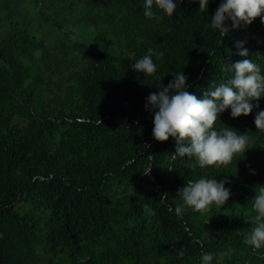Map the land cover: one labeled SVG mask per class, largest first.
Instances as JSON below:
<instances>
[{
	"label": "trees",
	"instance_id": "obj_1",
	"mask_svg": "<svg viewBox=\"0 0 264 264\" xmlns=\"http://www.w3.org/2000/svg\"><path fill=\"white\" fill-rule=\"evenodd\" d=\"M221 2L200 12L183 0L172 17L148 19L144 0H0V264H201L203 253L229 249L220 264H264V247L245 243L264 185V131L254 125L264 97L248 116L219 114L217 130L254 139L227 166L173 159L174 138L155 141L144 108L170 72L182 71L197 98L238 60L264 74L260 17L226 22L220 39L209 25ZM149 48L164 52L154 76L131 68ZM201 177L228 179L229 200L178 217V189Z\"/></svg>",
	"mask_w": 264,
	"mask_h": 264
},
{
	"label": "clouds",
	"instance_id": "obj_2",
	"mask_svg": "<svg viewBox=\"0 0 264 264\" xmlns=\"http://www.w3.org/2000/svg\"><path fill=\"white\" fill-rule=\"evenodd\" d=\"M183 0H144L143 14L148 19H158V12L162 11L172 17ZM200 12L208 11L209 0H198ZM264 0H222L210 18V27L220 33V39L229 32L226 22H231V28L241 25H250L257 17L264 24ZM237 55L248 57L249 50L244 42L236 43ZM164 57L163 51L149 48L146 54L131 65L133 71L144 76H154L157 72V63ZM225 69L232 73L231 78L223 83L212 84L203 92L201 98L187 91L188 77L181 71L172 73L173 79L167 85L163 78L156 77L158 81L157 92H150L145 98L144 108L153 118L152 136L157 142H165L169 137L174 138L177 157L195 158L193 167L227 166L237 154L243 155L251 147L254 139L248 131L239 133L235 129L224 127L215 128L219 114L230 109L232 118L248 116L253 109L259 108V101L264 97V74L259 64L252 59L238 60ZM256 130L264 131V110H259L254 117ZM150 147V145H145ZM148 168L144 174L150 172ZM255 174V173H253ZM230 183L228 179L220 180L201 177L195 181L188 180L178 189L177 194L182 203L177 204L175 213L182 217L185 208H191L200 214L212 210V205L221 208L229 200L231 190L225 187ZM168 194H161V199ZM148 215H155V209L148 204L143 206ZM172 209L170 208L169 211ZM252 210L256 213L251 217L253 227L247 234L245 243L254 249L264 247V185H257L252 197ZM227 252H205L201 256V264H220ZM181 256L183 252L179 253Z\"/></svg>",
	"mask_w": 264,
	"mask_h": 264
}]
</instances>
